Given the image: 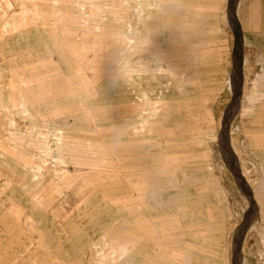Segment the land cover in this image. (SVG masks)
<instances>
[{
    "label": "rangeland",
    "instance_id": "obj_1",
    "mask_svg": "<svg viewBox=\"0 0 264 264\" xmlns=\"http://www.w3.org/2000/svg\"><path fill=\"white\" fill-rule=\"evenodd\" d=\"M229 1L0 0V264H264V0Z\"/></svg>",
    "mask_w": 264,
    "mask_h": 264
},
{
    "label": "water",
    "instance_id": "obj_2",
    "mask_svg": "<svg viewBox=\"0 0 264 264\" xmlns=\"http://www.w3.org/2000/svg\"><path fill=\"white\" fill-rule=\"evenodd\" d=\"M230 3H229V10H230V13L231 14H233L235 11L234 10H236V7H234V5H233V3H232V1H229ZM238 30V29H237ZM235 31V51H236V56H238V53L240 54L241 53V51H242V48H241V41H240V35H239V33H238V31ZM241 55H242V53H241ZM241 55H240V59H242V57H241ZM239 59V60H240ZM240 87H239V89L236 91V95L235 96H237V95H239L240 94ZM230 107V104L228 105V107L226 108V110H225V113H226V111H227V109ZM224 113V114H225ZM225 116H226V114H225ZM225 118V117H224ZM224 118H223V120H222V128H221V132H223V130H226V128H227V124L224 122ZM233 172V174H234V176H235V178H236V180L239 182V186H240V188L243 190V191H245V193L247 194V195H249V197H251V194H252V192H251V188L249 187V185L246 183V180H245V178L243 177V175H241V172H240V169L239 170H237L236 172H234V171H232ZM245 230H246V228H245ZM244 233H245V231H244ZM244 237H245V234H242V236H241V238H240V241L238 242V244L236 245V246H238V247H236L235 249H233V264H237V259H238V257L240 256V252H241V248H242V243H243V240H244Z\"/></svg>",
    "mask_w": 264,
    "mask_h": 264
},
{
    "label": "bare ground",
    "instance_id": "obj_3",
    "mask_svg": "<svg viewBox=\"0 0 264 264\" xmlns=\"http://www.w3.org/2000/svg\"><path fill=\"white\" fill-rule=\"evenodd\" d=\"M231 1H232L233 5L235 7V0H231ZM234 13L233 14L230 13V15L233 16V21H234L235 25H238L237 20L235 19ZM236 64L239 65V63L237 61H236Z\"/></svg>",
    "mask_w": 264,
    "mask_h": 264
}]
</instances>
